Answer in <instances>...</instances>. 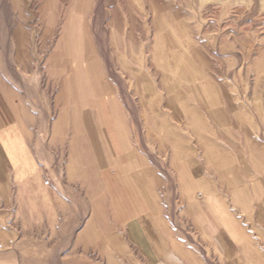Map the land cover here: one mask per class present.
<instances>
[{
	"label": "crops",
	"instance_id": "1",
	"mask_svg": "<svg viewBox=\"0 0 264 264\" xmlns=\"http://www.w3.org/2000/svg\"><path fill=\"white\" fill-rule=\"evenodd\" d=\"M143 3L42 55L0 24V264H264L259 110L164 55Z\"/></svg>",
	"mask_w": 264,
	"mask_h": 264
},
{
	"label": "rangeland",
	"instance_id": "2",
	"mask_svg": "<svg viewBox=\"0 0 264 264\" xmlns=\"http://www.w3.org/2000/svg\"><path fill=\"white\" fill-rule=\"evenodd\" d=\"M139 1L0 0V24L19 22L20 38L35 41L42 55L49 49L47 41L69 37L65 29L75 23H96L102 32L110 14L112 27L118 28L125 18L132 19ZM143 6L149 41L161 27L164 55L178 54L181 70L210 74L227 88L229 99L231 91L258 108L264 124V0H144ZM203 81L196 79L197 84Z\"/></svg>",
	"mask_w": 264,
	"mask_h": 264
},
{
	"label": "bare ground",
	"instance_id": "3",
	"mask_svg": "<svg viewBox=\"0 0 264 264\" xmlns=\"http://www.w3.org/2000/svg\"><path fill=\"white\" fill-rule=\"evenodd\" d=\"M199 87H201V86H199ZM202 88V87H201Z\"/></svg>",
	"mask_w": 264,
	"mask_h": 264
}]
</instances>
